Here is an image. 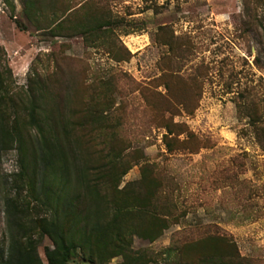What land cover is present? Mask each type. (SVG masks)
I'll return each mask as SVG.
<instances>
[{
	"label": "rangeland",
	"instance_id": "obj_1",
	"mask_svg": "<svg viewBox=\"0 0 264 264\" xmlns=\"http://www.w3.org/2000/svg\"><path fill=\"white\" fill-rule=\"evenodd\" d=\"M27 1L0 0V249L7 185L80 244L109 225L124 252L107 264H199L229 245L264 264V0ZM86 16L104 22L92 42L43 29ZM31 232L46 262L52 241ZM67 264L91 263L79 248Z\"/></svg>",
	"mask_w": 264,
	"mask_h": 264
},
{
	"label": "trees",
	"instance_id": "obj_2",
	"mask_svg": "<svg viewBox=\"0 0 264 264\" xmlns=\"http://www.w3.org/2000/svg\"><path fill=\"white\" fill-rule=\"evenodd\" d=\"M27 2L29 4L32 3L30 0ZM103 25L104 22H101L99 25L95 24L91 16H86L85 20H79L76 24H72L70 17H65L52 22L43 29L46 30L48 35L53 37L70 36L71 32H76L83 36L85 35L88 40V37L94 36L101 30ZM97 35H99V32L95 36ZM87 42L92 41L88 40ZM1 78L2 75L0 74ZM3 142V136L0 135L1 150L5 149L2 146ZM44 154L45 152L42 149L35 151V167L33 168V173L38 187L36 198L43 206L50 209L53 198L52 192L46 186L45 176L49 165L43 167L45 161ZM47 155L53 156L49 151H47ZM41 158L43 164L39 163ZM21 163H23V160H21ZM5 183L7 184L8 181L6 180ZM4 187V203L9 235L7 247L0 249V264H67L79 248L83 250L87 260L91 264H107L110 259L124 252L123 250L110 249V245L115 242V236L109 225L95 224L90 230H85L82 234L83 239L80 244L74 233H66L63 230L59 219L56 217L29 218L27 215L28 212L26 213L24 206L19 203L18 197L8 191L7 185H4ZM65 207L70 208L71 204H65ZM33 228H38L52 241L53 246L45 253L46 262L42 261L36 252L37 240L31 232ZM86 232L90 234L88 233V235ZM118 236H120L119 233ZM229 247L231 253L214 251L210 254H204L199 264H244L235 246L229 245ZM144 258L142 255L129 259L124 258V262L121 264H137L139 261L141 262L140 264H144L146 262Z\"/></svg>",
	"mask_w": 264,
	"mask_h": 264
}]
</instances>
